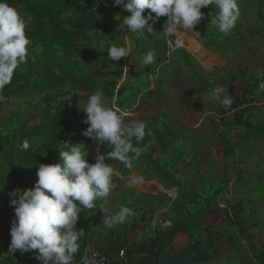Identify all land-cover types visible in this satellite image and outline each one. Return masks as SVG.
Returning <instances> with one entry per match:
<instances>
[{"label": "trees", "instance_id": "trees-1", "mask_svg": "<svg viewBox=\"0 0 264 264\" xmlns=\"http://www.w3.org/2000/svg\"><path fill=\"white\" fill-rule=\"evenodd\" d=\"M245 1L238 0V5ZM7 2L29 20L26 35L30 44L27 62L15 71L11 83L0 91V95L8 100L30 97L31 102H25L16 111L9 110L10 102H0V264H41L32 252L21 253L18 250L14 255L8 254L12 226L9 222L14 219V206L10 205L9 194L15 189L26 190L34 187L40 164L60 163L59 148L66 142L83 144L88 149L87 159L95 163V150L92 148L95 145L87 144L86 137L78 133L80 126L87 128L88 125L82 122L86 113L78 107L77 93L89 96L100 90L103 92L104 101L109 102V107L113 104L121 111L132 109L136 102L127 98L126 86L129 78H138L141 71L135 69L125 57L113 61L108 57L107 51L102 52V49L107 50L112 45L114 35L119 33L115 24L117 22L121 25L122 20H117V15L121 17L129 12L122 6L115 5L114 0H100L99 4L97 0ZM255 3L258 5L256 16L264 20V0H255ZM204 14L209 16V25L215 11L206 8ZM201 31L202 43L206 49L228 55L224 50L226 43L234 36L240 37L246 43L243 38L249 33V28L240 15L229 35L220 34L217 29L209 26ZM209 33H213L214 41ZM121 42L120 39L119 43ZM181 52L185 66L208 92L209 84H205L204 71H198L191 60L192 56L186 50L182 49ZM169 59L167 53H162L156 56L153 64L159 67ZM155 67L148 65L143 71L146 75H154ZM123 77L127 78V82L118 87ZM99 80H104L102 87L96 83ZM260 83L261 79L257 75L245 78L241 86L232 88L230 93L234 98L231 106L225 109L220 105V109L216 111L225 130L232 126L237 127L238 132L232 135L235 139L232 146L228 137L222 135L217 152L222 154L227 168L208 171L205 180L200 179L199 189L191 187L189 176H180L183 168H179V165H184V168L192 166L198 169L202 164L186 159L198 146L194 136L179 122H171L163 114L143 118L146 135L141 141L133 138V145L142 149L141 156L133 161V167L126 168L117 160L106 162L122 176H128L135 171L145 180L156 178L164 188H175L177 196L172 201L168 196L143 195L136 189L127 188L130 199L125 197L123 200L126 203L121 207H130L136 213L129 217L132 225L146 223L151 230L146 235H137L139 241H135L128 231L120 229L121 225L116 226L109 230L110 238L113 239L105 247L102 230L94 228L93 225L95 222L98 226V217L96 220L93 216L96 212L101 213L100 206L82 210L77 228L84 229V235L79 240L80 247L75 259H81L83 247L90 241L107 252L111 264L119 263L117 256L123 247L127 248V257L131 264H158L166 246L177 234L184 233L189 236L195 253L193 264H209L215 260L220 248L218 245L225 238L234 245L238 243L234 253L242 251L241 257L243 256L245 264H264V244L261 248L247 244V250L242 246L248 233L247 223L242 218L246 210L243 203L246 201L249 204L252 200L249 194L247 199L243 193L239 195L230 190L227 179L229 170L237 162L235 148L242 142H248L245 134L251 135L254 140L264 138V126L252 121L254 109L264 106L259 104L264 103V90L259 88ZM213 85L215 88L219 84ZM157 89L158 87H154L147 94L154 96ZM253 102L255 105H252ZM232 111L233 122H230L228 114ZM211 128H215L214 121ZM26 138L30 142V148L22 151L19 146ZM109 151L110 146L103 143L101 154ZM193 174L196 176L199 173L195 170ZM114 177V189H120L118 183L121 179L117 175ZM238 178L240 182V176ZM216 199L225 206H212V201ZM165 209L167 211L161 213V222L155 228L153 215ZM217 215L223 216L222 227L213 231L216 222L212 217L216 218ZM165 222L170 225L164 228Z\"/></svg>", "mask_w": 264, "mask_h": 264}, {"label": "clouds", "instance_id": "clouds-1", "mask_svg": "<svg viewBox=\"0 0 264 264\" xmlns=\"http://www.w3.org/2000/svg\"><path fill=\"white\" fill-rule=\"evenodd\" d=\"M99 2L97 0V4ZM114 4L131 13L123 17L120 28L123 26L127 33H135L137 38L146 33L153 35L156 32L153 24L160 17H167L161 33L168 37L181 29L199 36L200 32L194 29L205 16L201 9L209 5L217 10L209 27L225 36L232 32L240 16L238 0H114ZM146 9L150 11L144 15ZM116 19L121 17L117 15ZM28 22L7 0H0V91L11 83L15 71L27 62L30 44L26 35ZM130 53L132 49L128 46L112 44L107 48V55L113 61L128 57ZM155 59V51L149 50L141 56V63L148 66ZM257 78L261 79L259 88L264 90V72H258ZM209 95L213 102L225 109L232 104L223 86L211 89ZM7 100L0 95V102H10V106L17 99ZM78 107L86 113L82 122L88 127L83 136L100 144V152L103 143L110 146L111 151L98 154L92 163L87 159L88 149L83 144L66 142L59 148L60 163L40 164L34 187L15 189L9 194L10 205L14 206L10 255L19 250L21 253L32 252L41 264H73L80 247L79 240L84 235V229L77 228L80 213L84 209H95L97 202L116 187L113 177L117 173L106 160H117L131 169L133 161L142 154V149L133 145V138L143 140L145 122L133 120L126 123L125 117L129 113L107 106L100 90L90 94L83 107L79 102ZM19 147L22 151L28 150L29 140L24 139ZM141 179L139 175L133 182L140 183ZM99 208L105 213L103 224L107 228L122 225L136 214L127 206L120 207L115 214H110L103 204Z\"/></svg>", "mask_w": 264, "mask_h": 264}, {"label": "rangeland", "instance_id": "rangeland-1", "mask_svg": "<svg viewBox=\"0 0 264 264\" xmlns=\"http://www.w3.org/2000/svg\"><path fill=\"white\" fill-rule=\"evenodd\" d=\"M238 6L240 15L249 28V33L243 38L246 43L237 36H234L226 43L224 50L228 55L217 54L203 46L201 30L209 26V20L207 18L209 16L207 15L195 26L194 30L200 32L199 36L193 34L191 31L182 29L178 30L177 33L171 37L164 35L161 32L164 30L167 17H160L159 20L155 21L153 26L156 32L153 35L146 33L147 35L140 38H137L135 33H127V30L124 29L123 26L120 28L119 23L116 22L115 24V27L119 29V33L114 35L112 44L130 47L132 49V53H130L131 56L125 57V60L128 59V62L132 64L135 69L141 71V75L138 78L130 77V81L126 86L127 98L132 102L135 101L136 105L132 109L126 110L129 115L125 117L127 118L125 122L129 123L133 120L143 121V118L147 116L156 117L163 114L171 122H179L183 127H186L187 130H185L190 132L194 136V141L198 143L197 148L192 153L188 154L186 159L187 161L196 160L202 164L198 169L192 166L184 168V165H179L180 169L183 168L180 176H182V174L189 176V183L192 184L191 187L198 189L201 186L200 179L205 180L204 178H206V173L208 171L226 167V163L222 159V154L217 152V148L221 145L222 135L228 137L230 145L232 146L235 142L232 135L238 132L237 127L230 126L227 130L223 128L221 119L216 114V111H218L221 106L219 103L211 100L209 90L213 89V84H219V86H223L225 89V94L230 96L233 100L234 96L230 93L232 88L241 86L245 78L256 76L258 72H262L264 69V20H260L256 16L258 5L255 3V0H250V2L246 0L243 4L239 3ZM206 8L213 9L215 12L217 11L213 5L204 7L201 11L204 13ZM149 11V9H146L144 15H147ZM263 12L264 10H262V13ZM130 14V12H127L122 15L121 20L124 16ZM153 17H155V14H153ZM149 23H153V21H149ZM211 31H213V29L210 30V32ZM212 34L213 33H209L208 35L211 40L214 41V36ZM120 39L122 44L119 43ZM180 41H182V44ZM192 43L201 45L208 55V64L203 62L205 60L198 58L193 50H190L189 47ZM105 49H102V52H106L107 50ZM182 49L191 51L192 54L189 52L192 56L191 60L194 62L196 68L199 72L201 70L204 71L205 84H209L207 86V89H209L208 92H206L199 83L197 77L191 73L190 69L185 66L183 54L181 52ZM149 50L156 51L157 57L159 54L167 53V56L170 58L168 62L161 64L159 67H155L154 64H151L155 67L154 75H146L143 71L145 66L141 63V56ZM103 82L104 80H99L96 83L102 87ZM125 82H127V78L123 77L118 83V87ZM154 87H158L156 94H154V96L148 95V90ZM135 93L137 94L136 96ZM87 98V95H83V93L79 92L77 93L76 102L77 104L80 102L81 107H83ZM25 102L30 103V97L17 99L9 106V110L16 111L24 106ZM105 103L109 106L108 101H105ZM259 104L261 105L264 103ZM252 105H255V102H253ZM111 106L114 109H118V107H115L113 104ZM254 108L255 106H253V109ZM4 115L6 114L4 113ZM232 116L233 111L228 114L230 122H233ZM213 121L215 128H211ZM252 121L264 126V106L254 109ZM37 122L38 121H35V123ZM85 129L86 128L80 126L78 129L80 136H83L82 133ZM245 137L249 143L242 142L239 147L235 148L237 162L235 167L229 170L227 179L230 182V190H233L234 193L239 195L243 193L247 199L249 198L247 194H249L252 200L249 204H247L246 201L243 203L246 205V210L242 218H244L247 223L248 233L246 234L245 240L242 241V246L247 250V244L251 243L257 248H261V245L264 244V199L262 198L264 197V138L254 140L249 134H245ZM86 140L87 144L92 146L95 145L92 147L95 150L98 146L97 142L89 137H86ZM195 170L199 173L196 176L193 174ZM117 174L115 175L121 179L118 183V187L119 185L121 186L119 187L120 189H112L106 198L97 202V206L103 204L110 214H114V212L118 210V206L121 207V205L126 203V201L123 200L125 197L127 200L130 199L127 192L130 189H136L143 195L168 196L169 198L173 195L177 196L175 188L165 191L156 178L150 180L141 179L140 183H134V178H139L137 172L133 171L126 177H121V174ZM238 176H240V182ZM113 180L115 181L116 178L113 177ZM127 188L129 190H127ZM125 192H127L126 195ZM218 199L212 201V206L216 204L225 206L222 201ZM100 210L101 213L98 214L96 212L93 216L96 217V220L98 217V226L95 222L93 225H95L94 228L102 230V233L108 236L109 230H112V228H107L103 224L105 213L102 209ZM164 211H167V209L153 215L152 221L155 228L161 222V213ZM99 220H102V222ZM212 220L216 222L212 230H219L222 227L221 223L223 216L217 215L216 218L212 217ZM9 223L11 224L12 222ZM166 226H169L168 222L163 224L164 228ZM120 229L128 231L129 236L134 238L135 241H139L138 237L140 234L146 235L151 230L146 223L132 225L130 218L121 225ZM218 246H220L218 256L209 264H245L242 260L243 256L241 257L242 251H239L238 254L234 253L238 243L234 245V243H231L225 238ZM248 253L250 254L251 252L248 251Z\"/></svg>", "mask_w": 264, "mask_h": 264}, {"label": "water", "instance_id": "water-1", "mask_svg": "<svg viewBox=\"0 0 264 264\" xmlns=\"http://www.w3.org/2000/svg\"><path fill=\"white\" fill-rule=\"evenodd\" d=\"M98 154H100V147ZM164 190L167 191V189ZM171 198L172 201L175 200L176 195ZM194 260L195 253L189 236L179 233L166 246L164 253L159 257L158 264H193Z\"/></svg>", "mask_w": 264, "mask_h": 264}, {"label": "built area", "instance_id": "built-area-1", "mask_svg": "<svg viewBox=\"0 0 264 264\" xmlns=\"http://www.w3.org/2000/svg\"><path fill=\"white\" fill-rule=\"evenodd\" d=\"M118 264H131L127 257V248L123 247L118 253ZM73 264H111L107 252L90 241H87L83 247V253L80 260L74 257Z\"/></svg>", "mask_w": 264, "mask_h": 264}, {"label": "bare ground", "instance_id": "bare-ground-1", "mask_svg": "<svg viewBox=\"0 0 264 264\" xmlns=\"http://www.w3.org/2000/svg\"><path fill=\"white\" fill-rule=\"evenodd\" d=\"M181 42L182 41H180V43ZM189 48H190V50H193V52H195V54H197L198 58H200L201 60H205L203 62H205V63L208 64V62H209L208 55L205 53L204 49L201 47L200 44H198V43H192Z\"/></svg>", "mask_w": 264, "mask_h": 264}, {"label": "crops", "instance_id": "crops-1", "mask_svg": "<svg viewBox=\"0 0 264 264\" xmlns=\"http://www.w3.org/2000/svg\"><path fill=\"white\" fill-rule=\"evenodd\" d=\"M190 52V51H189ZM188 52V53H189ZM191 53V52H190ZM189 53V54H190ZM192 54V53H191ZM99 147H100V145H98L96 148H95V157L98 155V149H99ZM100 154H101V152H100ZM118 175V174H117ZM138 176H139V174H138ZM121 177H122V175H121ZM123 179V178H122ZM99 230V229H98ZM108 235V234H107ZM104 238H105V240H104V242H103V247H105L106 246V244H108L109 242H110V235H108V236H106V235H104ZM103 238V239H104ZM108 241V242H107ZM110 244V243H109Z\"/></svg>", "mask_w": 264, "mask_h": 264}]
</instances>
